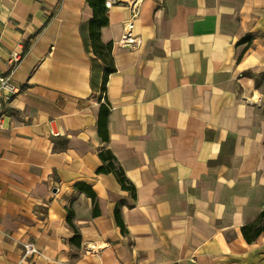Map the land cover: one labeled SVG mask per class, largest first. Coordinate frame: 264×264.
Here are the masks:
<instances>
[{
    "label": "crops",
    "instance_id": "1",
    "mask_svg": "<svg viewBox=\"0 0 264 264\" xmlns=\"http://www.w3.org/2000/svg\"><path fill=\"white\" fill-rule=\"evenodd\" d=\"M106 13L102 92L86 0H0V72L17 89L0 130V264H264V234L241 233L264 208V0H140L134 48L117 44L128 4ZM104 147L134 197L97 173ZM28 241L40 254L22 259Z\"/></svg>",
    "mask_w": 264,
    "mask_h": 264
},
{
    "label": "trees",
    "instance_id": "2",
    "mask_svg": "<svg viewBox=\"0 0 264 264\" xmlns=\"http://www.w3.org/2000/svg\"><path fill=\"white\" fill-rule=\"evenodd\" d=\"M89 7L92 10V15L89 19V38L91 41L92 49L95 55L102 59L103 63L105 64V75L103 78V85L101 91H105V81L107 75L110 72L114 71V67L112 65L110 50H111V43L104 44L101 42L99 38V33L101 27L108 24V17H107V8L105 6V0H86ZM109 114V103L106 99L104 102H101L99 114L97 118V133L103 142L108 140V130H107V117ZM98 156L102 161L101 166L97 169V173H112L118 183L120 184L122 189L129 191V193L134 197L135 196V187L133 183L126 177L123 168L119 164L117 158L112 153L109 148H102L98 151ZM77 187L83 191L89 197H91L93 209V215H97L99 213L98 205L96 201V195L93 192L92 188L85 183L77 184ZM115 221L117 225L120 227L121 231H125L123 221L120 216V211L118 208L114 211ZM72 217L73 211L68 210L67 214V221L70 225L72 224ZM241 233L243 238L248 242L251 243L261 234H264V208L259 212V215L256 220L250 223L243 224L241 226ZM76 238H79V234L76 231L74 236L71 238L72 242H76Z\"/></svg>",
    "mask_w": 264,
    "mask_h": 264
},
{
    "label": "built area",
    "instance_id": "3",
    "mask_svg": "<svg viewBox=\"0 0 264 264\" xmlns=\"http://www.w3.org/2000/svg\"><path fill=\"white\" fill-rule=\"evenodd\" d=\"M125 2L130 8V17L123 21L122 31L117 41V44L126 48L137 47L140 43L139 37L133 32V19L137 16L138 5L140 0H105L106 8L109 7L112 3L115 2ZM24 51L21 44H18L17 48L14 49L9 56V62L11 66H14L19 62L23 57ZM17 91L15 85L11 82L10 76L7 73L0 72V130L3 128V118L5 116V111L7 109L8 102L12 94ZM248 102L253 104H259L261 98L251 96L246 98ZM49 132L51 135H57V131L53 127V120H48ZM22 248V259L33 258L36 255H39L37 247L32 242H23L21 244ZM91 247L86 248L90 250ZM96 249V248H94Z\"/></svg>",
    "mask_w": 264,
    "mask_h": 264
}]
</instances>
